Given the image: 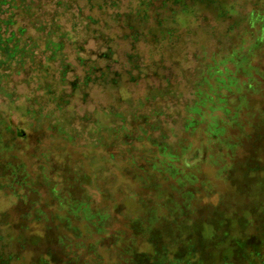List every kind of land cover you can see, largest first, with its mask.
Returning <instances> with one entry per match:
<instances>
[{
  "label": "trees",
  "instance_id": "obj_1",
  "mask_svg": "<svg viewBox=\"0 0 264 264\" xmlns=\"http://www.w3.org/2000/svg\"><path fill=\"white\" fill-rule=\"evenodd\" d=\"M138 2L142 3L134 10L119 11L120 0H0V93L14 97L13 103L5 109L9 110L17 103L18 110L24 109L25 114L33 112L40 117L47 105L62 110L69 106L75 95L83 100L92 90L95 94H112L125 86L139 85L152 72L159 76L166 65L164 58L159 57L158 62L154 60L147 68L143 63L144 48L149 56L163 55L162 50L170 46L168 43L174 39L177 43L184 40V35H179L187 30L184 19L200 5L209 8L213 14L223 10L217 17L229 19L231 38L239 36L221 55L224 58L220 64L199 68L200 77H203L200 84L187 87L193 98L181 107L189 112L185 117V122L188 121L185 133L200 131L199 134L207 138L223 141L225 131L235 130L234 126L238 125L239 111L232 103L244 93L252 95L259 82V89L264 92L261 85V81L264 84V69L260 71L253 65L255 62L264 64V0H250L239 12L233 5L222 6L219 0ZM85 6L89 10L113 9L116 17L112 23L117 32H111L107 20L99 25L98 18L84 15L82 8ZM67 14L72 20L71 31L65 27L69 23L67 19L65 23L61 22ZM77 27L86 32L93 27L91 32L101 39L99 50L75 52L74 60L78 61L79 70L65 62V47L71 48L76 42L71 34ZM29 30H34L35 36H31ZM13 77H20L19 83L27 89L34 86L41 94L25 99L27 103L20 102L24 94L18 93L19 83ZM168 78L164 84L167 88L171 84ZM162 79L164 82V77ZM158 94L166 99L168 93L162 87ZM29 95L32 91L25 97H31ZM145 101L151 103L152 100L147 98ZM117 102L121 104L122 99L118 98ZM5 116L3 114V119ZM15 117L8 114L9 121ZM0 126L6 132L10 131V126L3 123ZM106 126L101 128L104 132L95 137L96 144L114 139L115 127ZM105 129L113 131L105 135ZM262 129L264 131V125ZM16 136L24 137L20 131H16ZM145 137L137 139L140 145L134 140L122 142L136 157L120 159L123 166L120 168L119 165L115 172L114 192H96L97 197L100 196L96 204L86 208L80 206L84 200L89 202L95 197L82 182H76L78 187L67 190L69 192L47 190L48 202L40 209L31 208L20 197L18 219L0 226L2 232H7L10 243L18 245V250L15 251L13 246L6 251L3 245L0 246V264H13V261H26L27 258V264H208L203 254H207V243H214L213 232L215 237L234 241L241 249V255L237 252L233 260L224 258V264H253V261L263 259L264 234L263 240L250 237L240 242L230 236L226 227V223L247 227L252 221L250 211L241 206L229 216L221 211L216 218L209 217L206 210L212 194L204 196L190 185L191 165L181 162L178 149L171 144L149 140L147 146ZM241 138L240 132L233 131L230 139L239 142ZM0 148V175L6 177V187L35 190L37 178H32L20 162L33 156L19 157L18 147L12 141L2 143L0 140ZM105 157L106 161L117 159L113 152ZM105 157L99 156V163L103 164ZM260 164L264 165L255 156L243 167L238 166L236 170H244L241 180L229 176L233 169H223L221 173L228 175L226 197L223 198L236 196L232 205H237L236 202L241 201L243 183H254L251 173L260 171ZM184 174L189 178L187 184L181 179ZM63 179L62 183L65 177ZM255 183L257 190L264 187L262 183ZM199 202L202 205L195 206ZM221 202L226 205L225 201ZM261 204L263 202L254 208L263 206ZM243 213L250 216L246 222H242ZM209 226H212V232Z\"/></svg>",
  "mask_w": 264,
  "mask_h": 264
},
{
  "label": "rangeland",
  "instance_id": "obj_2",
  "mask_svg": "<svg viewBox=\"0 0 264 264\" xmlns=\"http://www.w3.org/2000/svg\"><path fill=\"white\" fill-rule=\"evenodd\" d=\"M249 1L219 0L222 6L233 5L237 12L244 10ZM139 3L138 0H120L119 11L134 10ZM82 9L84 15L90 14L98 18L99 25H103V22L107 20L109 26L112 27L111 32L114 30L115 33L117 32L112 23L116 14L110 7L101 10L97 8L89 10L85 6ZM217 13H214L215 16L209 8L199 5L184 19L187 30L179 33V35H184V40L177 43L174 39L172 43H168L170 46L162 50L163 55L149 56L147 48H144L143 63L147 68L154 60L158 62L159 57L164 58L166 65L161 68L159 76L152 72L149 78L140 82L139 85L125 86L112 94H95L92 90L90 95L83 100L80 99L79 95H75L69 106L63 107L62 110L47 105L42 109L41 114L43 116L40 117L33 112L27 115L24 109L18 110L17 103L6 110V106L10 102L13 103L14 97H7L4 93H0V124L10 126L9 132L0 126V140L2 143H10L11 141L15 143L19 150V157L25 158L29 154L33 156L26 157L20 162L24 164L32 178L38 180L35 190L24 189L21 191L20 186L17 189L6 187L4 181L6 177L0 175V226L18 219L17 207H19L18 203L22 202L20 197L26 201V204L29 203L31 208L40 209L43 204L48 202L47 190L69 192L74 187H78L75 185L76 182L86 184L95 196L89 202L84 200L80 206L86 208L85 206L96 204L100 200V196L97 197L96 192L100 193L101 190L107 193L114 192L117 183L115 172L118 171L119 165L120 168L123 166L120 159L128 160L136 157L130 152V147L128 145L126 147L122 142L134 140L136 145H140L141 143L137 139L146 135L147 146L150 142L166 141L178 149L182 163L187 162L191 165L189 169L190 185L194 190L201 191L204 196L212 194L209 208L206 210L209 217L214 219L217 217L216 214H221V211L229 216L231 211L235 212L241 206L250 211L252 221H249L247 227L242 228L239 224L226 223L231 237L240 242L250 237L251 239L260 238L263 240L264 190L262 189L264 187L257 190L254 184L257 181L259 185L261 183L264 185V165L260 164V171L251 173L254 183H243L241 201L236 202L237 205H232L236 196L229 199L223 198L226 197L224 191L228 175L221 173L223 169L226 171L229 168L233 169L229 176L241 180L244 170H236L238 166L239 168L243 167L247 160L255 156L258 162L264 163V131L262 129L264 125V92L259 89L260 82L252 95L244 93L232 103V106L237 107L239 111L237 115L238 125L234 126L235 130L227 129L225 131L223 141L207 138L203 134H199L200 131L193 134L185 133L188 122H185V117H188L189 112L181 107L185 101L191 102L193 98L188 93L189 86H195L203 81V77H200L199 68L204 65L214 67L220 64L221 59L224 58L221 55L226 50L228 51L230 43L239 36L230 37L228 32L230 28L229 19H221L217 17ZM66 16L61 19V22L65 23L67 19L69 23L65 24V27L71 31V16L68 14ZM92 28L86 32L77 27V30L71 34L76 42L71 48L65 47L67 54L65 62L74 68L75 66L77 69L79 67L78 61L74 60L75 52L85 51L88 53L91 50L100 49L101 39H98L97 34L91 32ZM29 32L31 36H35L34 30H29ZM213 53L214 55H212ZM168 63L170 64L169 68ZM253 65L260 71L264 69L263 62H255ZM162 77H164V82ZM13 78L15 82L19 83L20 77ZM167 78L171 80L169 89L164 86ZM261 85L264 87L262 81ZM17 87L20 96L24 94L19 99L22 103H27L25 99H32L33 95L41 94L40 91L34 90V86L28 87L30 91L21 83ZM162 87L168 93L166 99L158 94ZM31 91L32 95H29L31 97H25ZM171 96L172 102H170ZM118 98L122 99L121 104H118ZM147 98H151V103L145 101ZM9 113L16 116L11 121L8 119ZM120 113L122 116H118ZM3 114L6 115L5 119H3ZM108 124L112 128L115 127L114 131L113 129V132L105 129L104 134L107 135V132H112L114 139L110 142H98L96 144L95 137L101 135V132H104L101 128L107 127ZM16 131L22 132L24 137H17ZM233 131L241 133L242 138L239 142L230 139ZM126 136L129 137L126 138ZM99 138L105 139V136ZM219 148H222L221 152H218ZM111 152L117 156L114 162L106 161L107 157L105 156H109ZM99 156L105 157L103 164L99 163ZM244 160L246 161L244 162ZM64 177L65 182L62 183ZM181 179L184 184H187L186 180L189 178L184 174ZM16 180L23 181L22 178ZM221 200L225 201L226 205H223ZM258 201L263 202L261 204L263 206L255 209L254 207L260 203ZM197 205L201 206L202 203H195V206ZM234 207L236 208L234 209ZM79 215L84 216L86 213H79ZM249 218L250 216L243 213L242 222H246ZM209 228V231L212 232V226ZM0 236V241L4 240L0 246L3 245L6 251L13 246L15 251L18 250V245L10 243L7 232H2L1 228ZM213 237L214 243H207L205 247L207 254H203L204 260L208 264H224V258L233 260L237 252L241 255V249L235 246L234 241L225 238H221V240L215 237L214 232ZM27 262L28 258L26 261L23 259L13 261V264H27ZM263 262L264 258L253 261V264H264ZM242 264H246V262H242Z\"/></svg>",
  "mask_w": 264,
  "mask_h": 264
}]
</instances>
